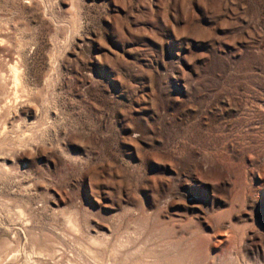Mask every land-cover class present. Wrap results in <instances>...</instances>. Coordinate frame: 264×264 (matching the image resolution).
I'll return each mask as SVG.
<instances>
[{
	"label": "rangeland",
	"instance_id": "374dc122",
	"mask_svg": "<svg viewBox=\"0 0 264 264\" xmlns=\"http://www.w3.org/2000/svg\"><path fill=\"white\" fill-rule=\"evenodd\" d=\"M0 27L44 103L0 264H264V0H0Z\"/></svg>",
	"mask_w": 264,
	"mask_h": 264
},
{
	"label": "bare ground",
	"instance_id": "6f19581e",
	"mask_svg": "<svg viewBox=\"0 0 264 264\" xmlns=\"http://www.w3.org/2000/svg\"><path fill=\"white\" fill-rule=\"evenodd\" d=\"M0 28H2V27H0ZM5 40H8V41L13 40L12 35L9 32H4L3 30L0 29V158L3 161V162H0V173H2V174H7L11 168V167L8 168V166L4 160V156L7 154V152L10 153L11 148H13V147L19 148L20 146L22 147L25 144L28 145L31 142L32 137L27 135L25 130L28 127L27 125L29 124L28 123V121H29L28 117L31 113L32 104H36L40 109L42 108V105H44V103L42 104V96H40V95L36 96L37 93L33 95L32 94L33 92L31 91V89L28 88V86L26 84V79H25L26 74H25V69H24L25 66L23 64L24 62L22 61L21 54L19 53L17 57H14L11 60L9 58H8L9 60L6 59V56H7L6 54L10 51V49L8 47H5V45H4V42H6ZM6 44H7V42H6ZM9 44H11V43H9ZM10 47H11V45H10ZM19 50H21V49H19ZM15 53H14V55H15ZM43 98H45V97H43ZM40 125H41V123H40ZM15 131H19V132L22 131L20 136H18L19 138H17L16 140H14V137H12V136H14V134H16ZM18 148H16V149H18ZM13 150H12V152H13ZM21 151L22 150H20V152ZM68 224H69L68 225L69 229L75 235H78L80 233L81 227L74 218H70ZM134 241H135V239H134ZM106 242L107 241H105V242L102 241V243L101 242L99 243L97 241H95V242L93 241V243L96 245L102 244L105 247H107ZM122 243H123V241H122ZM124 244H122V245L118 244L119 247H121V250H122V247H124ZM128 249H129V247H128ZM58 252L59 251H57L56 248H54V247L48 248V256L50 258H52L53 260L58 258V255H59ZM91 253H93V252L91 251ZM123 253H124V251H123ZM128 254H129V252H128ZM155 254H156V252H155ZM98 256L103 257L102 254H100ZM119 256H120V254H119ZM37 263H39V262H37ZM135 264H139V263L137 262ZM144 264H186V263H184L183 261H181L179 259L176 260V258H175V260H173L172 262L169 261L167 263H160V262L158 263V262L154 261V262H150V263L146 262ZM260 264H263V263H260Z\"/></svg>",
	"mask_w": 264,
	"mask_h": 264
}]
</instances>
